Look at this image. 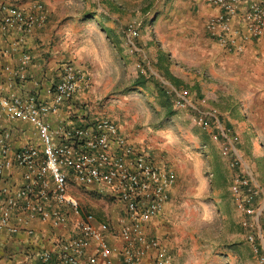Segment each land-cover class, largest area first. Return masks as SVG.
I'll return each mask as SVG.
<instances>
[{"label": "built area", "instance_id": "1", "mask_svg": "<svg viewBox=\"0 0 264 264\" xmlns=\"http://www.w3.org/2000/svg\"><path fill=\"white\" fill-rule=\"evenodd\" d=\"M214 8L205 30L228 55L245 52L264 28V0H208ZM43 5L31 0L21 7L0 0V121L28 124L32 135L14 146V129L0 128V236L26 232L37 220L52 234V249H30L27 259L42 264H174L161 240L148 236L174 187L175 172L157 163L107 115L94 116L77 100L89 85L78 65L62 62L30 87L29 40L45 22ZM130 35L137 34L130 26ZM47 79V81H45ZM44 89V95L41 90ZM203 102V100H202ZM174 107L194 111L193 121L211 130L229 175V194L243 238L257 264H264V187L237 147L238 138L221 123L217 110L198 107L185 91ZM67 110L65 118L61 111ZM23 136V135H22ZM256 137H253V140ZM17 170L20 181L9 173ZM81 195L117 206L114 222L99 221L83 210Z\"/></svg>", "mask_w": 264, "mask_h": 264}, {"label": "rangeland", "instance_id": "2", "mask_svg": "<svg viewBox=\"0 0 264 264\" xmlns=\"http://www.w3.org/2000/svg\"><path fill=\"white\" fill-rule=\"evenodd\" d=\"M188 1L56 0L40 48L51 64L50 77L62 62L86 73L82 107L129 127L138 146L175 172L168 219L161 214L146 229L168 249L171 243L174 264H257L231 203L230 170L211 130L193 121V110L173 105L176 92L185 91L198 107L216 108L264 187V135L252 120L244 123L247 109L237 92H229L230 55L209 37L207 18L197 21L199 13L187 8ZM130 26L137 34H129ZM83 196V210L99 221L114 222L121 213L101 198Z\"/></svg>", "mask_w": 264, "mask_h": 264}, {"label": "crops", "instance_id": "3", "mask_svg": "<svg viewBox=\"0 0 264 264\" xmlns=\"http://www.w3.org/2000/svg\"><path fill=\"white\" fill-rule=\"evenodd\" d=\"M30 1L31 0H21V7H24ZM37 1H40L43 5L42 13L45 15V22L35 27L29 40L30 48L33 43V47L30 51L32 55V63L28 70L31 80L28 82L26 88L30 87L34 81H42V79H45L51 70L49 68L51 64H48L49 59H45V55L43 54V52H45V48H40L39 42L41 41L42 36L47 35V32L44 33V31L47 28V25L49 26L50 22H52V20H50V16H54V13H56L53 5L56 0ZM169 5L170 3L167 6ZM180 6H184V4H174V7L180 8ZM186 6L187 8L195 10V13H199L196 18L197 21H199L200 18L204 20L215 12L208 0H190L186 2ZM13 63L14 59L9 57H2V60H0L2 68L7 64L11 65ZM226 63L228 69L226 77L232 85L230 88L231 91L229 92H234V94L237 92L239 94V98L244 103L245 110L247 109V117L243 118L244 123L247 126L248 122H251L252 120L256 129L260 132V135H264V28L263 33L259 38L248 43L244 53L234 56L230 55L227 58ZM176 77L180 78L179 76ZM45 81H47V79ZM40 92L44 95V89ZM77 100L80 101V96L77 97ZM66 112L67 110L61 111L60 114L63 118L66 117ZM217 112L220 113L218 110ZM117 124L124 133H129V127H126L118 122ZM8 127L14 129V135H18L13 142L15 147L19 146L26 140V135H32L33 133V128L28 124L2 119V121H0V128ZM9 175L12 181H20L19 171L12 170ZM172 205L173 198L171 196L162 212L164 219H168L169 213L167 210ZM29 224L34 227V235H28L24 231L16 234H10L8 232L2 233L0 236V264H42L35 259L28 260L25 253L30 249L39 250L52 246L53 236L50 234L49 228L45 224L37 220H31ZM150 233L152 234L153 232ZM162 242L164 243V241ZM168 243L169 250L172 251L175 256V250L171 249L172 245H170V242ZM177 259L179 261V258Z\"/></svg>", "mask_w": 264, "mask_h": 264}, {"label": "trees", "instance_id": "4", "mask_svg": "<svg viewBox=\"0 0 264 264\" xmlns=\"http://www.w3.org/2000/svg\"><path fill=\"white\" fill-rule=\"evenodd\" d=\"M171 79H172V80H174L175 78H174V77H172ZM140 84H142V85H143L144 83H143V82H141ZM220 121H221V120H220ZM221 123H222V122H221ZM226 129H227V128H226ZM228 130H229V129H228ZM254 141H255V139H254Z\"/></svg>", "mask_w": 264, "mask_h": 264}]
</instances>
